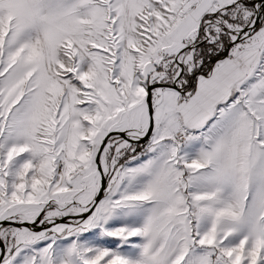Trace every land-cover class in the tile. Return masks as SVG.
<instances>
[{
	"label": "snow or ice",
	"instance_id": "snow-or-ice-1",
	"mask_svg": "<svg viewBox=\"0 0 264 264\" xmlns=\"http://www.w3.org/2000/svg\"><path fill=\"white\" fill-rule=\"evenodd\" d=\"M0 264H264V0H0Z\"/></svg>",
	"mask_w": 264,
	"mask_h": 264
}]
</instances>
